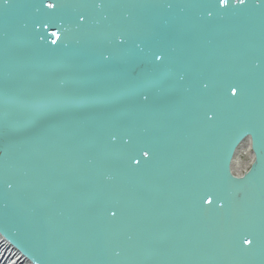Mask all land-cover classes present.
<instances>
[{"label": "water", "instance_id": "obj_1", "mask_svg": "<svg viewBox=\"0 0 264 264\" xmlns=\"http://www.w3.org/2000/svg\"><path fill=\"white\" fill-rule=\"evenodd\" d=\"M38 7L39 0H14L0 9V240L28 264H264V75L249 71L264 52V15L242 13L209 27L195 11L161 18L155 9L107 10L133 28L149 24L154 50L169 61L199 50L224 70L212 75L213 92L227 98L231 86L244 87L240 104L209 130L181 124L172 106L174 96L193 87L191 72L182 85L160 80L146 102L129 100L120 82L143 80L152 70L122 61L100 65L65 39L63 29L75 26L59 18L38 29L37 49L30 37L32 21L43 18ZM129 107L139 127L113 155L108 136L123 134ZM245 142L254 161L239 176L234 162ZM225 174L246 179L225 192L211 183L189 191ZM193 195L197 204L213 201L205 209L227 196L243 222L232 228L205 216ZM99 198L103 214L120 226L100 221ZM253 231L255 248L244 243Z\"/></svg>", "mask_w": 264, "mask_h": 264}, {"label": "snow or ice", "instance_id": "obj_2", "mask_svg": "<svg viewBox=\"0 0 264 264\" xmlns=\"http://www.w3.org/2000/svg\"><path fill=\"white\" fill-rule=\"evenodd\" d=\"M14 0H0V9L7 10ZM138 7L161 11L164 17H173L175 9L180 12L195 11L197 19L206 21L209 27L216 20L236 17L242 13L264 15V0H136L129 3L128 0H59L58 3H49L39 0L36 9L42 13L43 18L32 21L33 35L31 43L37 49H42L40 41L43 36L39 35L40 27L47 28L49 24H56V18L69 22L75 27L63 29L65 39L82 45L85 51L98 59L100 65L111 67L114 61H122L129 65H143L150 68V75L138 80L127 78L120 82L121 94L129 100L136 97L148 101L150 95L148 89L154 87L160 80H167L173 85H182L191 76L193 87L184 91L180 96H174L172 106L178 113L179 121L183 125L197 126L203 129H215L219 126L226 114L235 109L241 102V96L245 93L244 87L237 84L230 87L227 98L219 93L213 92L212 75L223 72L217 65L206 60L199 50L192 49L182 61H169L166 55L154 50L151 30L148 25L133 28L125 21H114L107 10ZM46 9H57L56 12H48ZM69 13H71L69 15ZM97 16L100 18L98 19ZM89 21L86 25L84 21ZM27 26V25H26ZM56 35V33H53ZM53 44L56 41H52ZM67 47V44H65ZM186 65V66H184ZM249 71L253 74L264 75V52L259 58L253 59ZM123 134L110 133L108 136V149L116 155L121 144H128L133 139V134L139 127V120L134 108L129 107L122 119ZM144 157L149 153L144 151ZM135 165H140L141 160L133 158ZM246 178L233 179L226 174L221 182L216 180H204L190 186L189 191L194 194L195 190L206 183L216 184L223 192L225 185L243 183ZM12 187L11 184L8 185ZM191 203L195 209L208 217H213L221 223H227L232 228L241 223L236 212L235 204L227 196L218 197L212 208L205 209L204 204L212 205L211 199H203L197 204L194 195ZM96 212L100 221L110 227H118L122 223L108 219L103 214V200L96 201ZM110 217H116L115 211L108 213ZM260 243V239L253 231L252 239H245L246 245H253V241ZM255 248V245H253ZM120 253L116 252V256Z\"/></svg>", "mask_w": 264, "mask_h": 264}, {"label": "bare ground", "instance_id": "obj_3", "mask_svg": "<svg viewBox=\"0 0 264 264\" xmlns=\"http://www.w3.org/2000/svg\"><path fill=\"white\" fill-rule=\"evenodd\" d=\"M250 160H251V162L254 161L253 155L250 157ZM236 162L237 163L235 165V170H239V168L243 169V167H244L245 168L244 171H245L248 169L247 167H249L248 162L246 163V165L243 164L244 162H243L242 158H240V159L238 158L236 160ZM5 244L6 243H4L0 240V264H28L20 256V254L15 253L11 248L7 247Z\"/></svg>", "mask_w": 264, "mask_h": 264}, {"label": "rangeland", "instance_id": "obj_4", "mask_svg": "<svg viewBox=\"0 0 264 264\" xmlns=\"http://www.w3.org/2000/svg\"><path fill=\"white\" fill-rule=\"evenodd\" d=\"M250 150H251L250 144L248 142H245V145H243V147L239 150L237 157L235 159V162H234V173L235 174L242 176L247 170H249L251 168V166H252L251 163H253V162H251V160H250V157L252 156ZM238 158L239 159L242 158L244 165H246L247 162L249 163L248 164L249 167H247L248 168L247 170L244 171V169H245L244 167H243V169L239 168V170H235V165L237 163L236 160Z\"/></svg>", "mask_w": 264, "mask_h": 264}]
</instances>
